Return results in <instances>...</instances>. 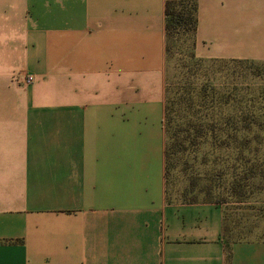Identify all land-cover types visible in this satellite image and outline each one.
I'll list each match as a JSON object with an SVG mask.
<instances>
[{"label":"crops","instance_id":"0c3cea01","mask_svg":"<svg viewBox=\"0 0 264 264\" xmlns=\"http://www.w3.org/2000/svg\"><path fill=\"white\" fill-rule=\"evenodd\" d=\"M167 1L0 0V264H264L167 194ZM194 1L199 56L264 62V0Z\"/></svg>","mask_w":264,"mask_h":264},{"label":"rangeland","instance_id":"374dc122","mask_svg":"<svg viewBox=\"0 0 264 264\" xmlns=\"http://www.w3.org/2000/svg\"><path fill=\"white\" fill-rule=\"evenodd\" d=\"M166 106L169 198L227 204L236 240L264 238V62L206 59L172 37Z\"/></svg>","mask_w":264,"mask_h":264},{"label":"trees","instance_id":"16d2710c","mask_svg":"<svg viewBox=\"0 0 264 264\" xmlns=\"http://www.w3.org/2000/svg\"><path fill=\"white\" fill-rule=\"evenodd\" d=\"M198 6L194 0H172L165 5V30L167 36L166 54L169 52V42L172 37L185 35L191 38L196 46L198 27ZM169 109L165 108V131L167 132V118ZM166 153V160H167ZM167 169V168H166ZM167 171V170H166Z\"/></svg>","mask_w":264,"mask_h":264},{"label":"built area","instance_id":"2783aa9c","mask_svg":"<svg viewBox=\"0 0 264 264\" xmlns=\"http://www.w3.org/2000/svg\"><path fill=\"white\" fill-rule=\"evenodd\" d=\"M34 81V78L29 76V77H26V79L24 80V86H29L33 83Z\"/></svg>","mask_w":264,"mask_h":264}]
</instances>
